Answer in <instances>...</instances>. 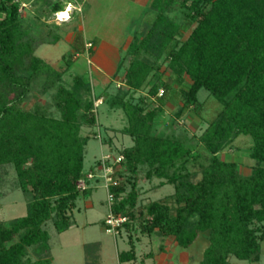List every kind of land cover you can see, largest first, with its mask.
<instances>
[{
    "label": "trees",
    "instance_id": "obj_1",
    "mask_svg": "<svg viewBox=\"0 0 264 264\" xmlns=\"http://www.w3.org/2000/svg\"><path fill=\"white\" fill-rule=\"evenodd\" d=\"M19 6L16 0H0V181L13 170L28 203L24 216L0 222V264H52L51 236L45 227L51 223L62 233L75 224L76 202L89 192L78 186L87 175L85 156L91 138L82 135L81 128L93 127L97 116L93 87L84 76L76 77L70 88L57 86L53 100L58 117L45 104L24 106L35 89L44 94L59 83L62 71L35 51L42 43L55 44L61 34L49 32L50 39L45 35L43 42L42 32L32 27H39L42 17L51 13H36L35 21L27 20ZM176 9L183 11L190 30L185 38L182 24L170 17ZM150 10L152 18L126 50L124 58L130 61L124 84L140 90L165 55L169 63L161 75L170 70L179 85L184 77L190 80L181 88V114L190 105H201L200 90L220 108L199 136L210 156L201 178L195 180L188 165L203 155L174 136L153 133L156 109L121 103L128 118L124 133L133 143L122 149L118 161L129 177L123 180L121 171L112 173L116 184L108 186L109 212L125 218L117 230L128 233L130 244L129 250L119 253V261H136L133 235L139 232L162 240L172 237L182 249L208 233L200 264H231L232 258L258 262L264 241V0H152ZM73 45L79 53L94 52L93 43L84 48L80 34ZM171 89L172 84L157 79L149 94L162 103ZM240 135L253 141L254 165L248 176L240 174L236 162L220 156ZM144 165L148 168L144 179L173 185V205L168 200L139 204V169ZM90 172L97 174L94 167ZM165 247L160 245V250ZM84 256L85 264H102L101 242L85 244Z\"/></svg>",
    "mask_w": 264,
    "mask_h": 264
},
{
    "label": "rangeland",
    "instance_id": "obj_2",
    "mask_svg": "<svg viewBox=\"0 0 264 264\" xmlns=\"http://www.w3.org/2000/svg\"><path fill=\"white\" fill-rule=\"evenodd\" d=\"M110 0H100L97 10L102 15L108 13L106 8ZM137 6L133 3L128 4V13L116 8L115 16L104 19L103 29L105 31L113 30L117 38L130 36L137 28L142 30V25L145 21L152 18L153 14L137 12ZM70 13V12H69ZM153 13V12H152ZM24 19H35L33 13H21ZM32 17V18H29ZM128 23L123 22L127 21ZM170 17L174 18L182 24L181 31L185 38L189 33L188 24L184 23L183 11L176 9L170 12ZM70 19L67 15L63 20L54 15L51 19L40 20L42 24L37 31L44 37L50 36L49 32H57L58 34L68 35L71 25H64L62 21ZM35 21V20H33ZM73 23V22H72ZM113 23V24H112ZM60 24V25H59ZM62 24V25H61ZM59 27V28H58ZM56 28V29H55ZM103 30L102 28H100ZM35 30V29H34ZM100 30V31H101ZM68 35L66 38H69ZM84 45V43H83ZM87 45V46H86ZM101 41L97 43L99 47L95 59L92 58V53L84 49L82 53L73 49V44L65 41H59L56 44L42 43L40 44L35 54L47 62L51 63L57 70L62 71V77L53 88L47 93L41 94L39 88L35 89L28 101L25 102L26 108H32L36 103L45 104L50 113L58 117L59 112L54 107L53 95L56 93L57 86L62 85L70 88L73 85L74 79L78 76H84L87 81L91 82L93 87L94 110L97 116V122L93 127L82 125L81 134H90L91 138L86 147L85 156V171L86 177L78 183L81 191L88 189L89 192L81 196L73 211L75 224L68 230L58 233L48 223L46 229L49 230L51 240L52 264H85L84 245L87 243L99 241L102 244V262L103 264H118V253L123 250H129L128 233L121 230L119 233L106 231L105 220L109 215V200H108V185L111 183L109 177L112 173L121 171L122 179L129 177V173L124 167L118 165V161L122 158L121 151L124 147L133 143L130 136L124 133L128 127V118L121 103L129 102L131 104L141 105L145 111L156 109L158 116L153 122V133L166 136L171 135L179 139L181 142L190 147L194 152L201 153L203 157L197 161H191L188 165V170L195 174V180L201 178L202 168L207 164L206 157L210 154L203 148L199 141V136L207 128L208 122L211 121L220 108L219 103L205 90H200L197 95L198 102L201 104L198 107L190 105L182 114L180 109L184 104V98L181 95V88L188 87L190 80L184 77L183 84L175 83L174 75L168 70L161 75L168 67V60L163 55L157 62L159 67L151 72L147 77L143 87L140 90L127 88L124 84V72L129 65L130 58H124L126 49L121 50L120 62L122 66L116 67L117 58L113 51L105 50L101 47ZM174 43L172 42L171 48ZM88 47V43L84 48ZM74 52L72 57L69 54ZM66 54L65 58H62ZM67 58L70 60L68 63ZM100 64V65H98ZM116 69L112 76H105L98 71H103L102 67ZM101 67V68H100ZM163 80L172 84V89L167 93L162 103L152 100L149 90L154 85L156 80ZM162 88L159 90V95H162ZM120 101V104H118ZM253 141L249 136H238L228 147L222 150L220 156L227 162H236L239 167V172L243 176H248L254 165L253 159L250 157L252 152ZM96 168L97 174L92 178L89 177L90 168ZM147 166H140L138 188L140 192L139 204L144 206L155 201H167L170 205V197L174 194V187L170 184H162V180L152 178L151 180L144 179L147 171ZM96 183L94 188L90 185ZM129 188V187H128ZM28 196L16 185V176L13 170H9L7 176L0 181V222L8 224L10 220L24 216L27 212ZM134 243L137 251V260L130 264L145 263L151 254L158 255L160 245L175 247L172 237L162 240L156 235H143L139 232L134 235ZM208 245V233H203L188 249L177 247L178 252H185L183 260L189 259L186 264H200L203 251ZM31 254L32 251L30 250ZM177 259V260H176ZM141 260V262H140ZM174 263L180 264V257H174ZM231 264H264V241L261 243V259L258 262H248L231 259Z\"/></svg>",
    "mask_w": 264,
    "mask_h": 264
},
{
    "label": "crops",
    "instance_id": "obj_3",
    "mask_svg": "<svg viewBox=\"0 0 264 264\" xmlns=\"http://www.w3.org/2000/svg\"><path fill=\"white\" fill-rule=\"evenodd\" d=\"M19 3V12L20 13H33L36 16V13H51V16H49V19H51L54 15H57V13H64L67 11L68 8H72V11H70V19H65L62 21L64 25H71L70 33L68 34L70 37L66 38L64 35L61 34V38L57 41H65L69 43L70 45L73 44L74 38L77 34H80L83 40L84 45L86 43H93L94 45V52L92 53V58L95 59L98 46L97 43L101 41V47L105 48V50L113 51L116 54L117 62L116 67L118 68V65H120V54L121 50L128 48L129 44L133 40L134 35L137 32H140L141 29L137 28L133 33L128 37L123 38H117L116 40V34L113 30L111 31H105L103 29L104 19H108L109 17L115 16V10L116 8L119 9V13H121L120 10H124L125 14L128 13V4L133 3L135 4L137 8V12H140V10L144 13L152 15L150 10V4L152 0H110L108 2L106 11L108 13H102L99 12V2L100 0H16ZM58 8L59 10H53V8ZM127 17H125L126 19ZM44 17H42V20ZM127 20V19H126ZM149 21V20H148ZM148 21H145L143 23V27L145 23ZM73 22V23H72ZM128 23L127 21H123ZM103 23V24H102ZM113 24V23H112ZM60 25V24H59ZM102 28L103 30H101ZM101 30V31H100ZM56 42V43H57ZM55 43V44H56ZM127 50V49H126ZM96 60V59H95ZM100 65V64H98ZM103 71L97 70V75H100L99 73L105 75V76H112V73L117 70L116 69H107L105 65L101 66ZM100 67V68H101ZM97 184L94 183L91 185V188H94ZM107 231V229H106ZM109 232V231H107ZM126 251V250H123ZM161 251V250H160ZM121 253V252H119ZM119 253H118V264H121L119 261ZM186 253L184 252H178L177 246L171 247L167 245L165 247V250L161 251L158 255H150L147 259H145L144 264H176L174 263L173 259L174 257H180V264H186L188 262V258L183 260V256ZM137 260V259H136ZM177 260V259H176ZM101 262H102V244H101ZM141 262V260H140ZM131 263V262H130ZM103 264V262H102Z\"/></svg>",
    "mask_w": 264,
    "mask_h": 264
},
{
    "label": "built area",
    "instance_id": "obj_4",
    "mask_svg": "<svg viewBox=\"0 0 264 264\" xmlns=\"http://www.w3.org/2000/svg\"><path fill=\"white\" fill-rule=\"evenodd\" d=\"M59 14L58 13L56 16L59 18ZM87 46V45H86ZM91 46V43H88V47L86 48H90ZM89 177L92 178L93 177V174H89ZM109 180H110V184L109 185H115L116 182H113L112 181V178L111 176L109 177ZM108 185V186H109ZM108 200L109 202L112 201V195L108 192ZM125 221V218L123 217H120V216H114L113 214L109 213V215L107 216L106 218V229L107 231L109 232H112V233H117L118 232V227Z\"/></svg>",
    "mask_w": 264,
    "mask_h": 264
},
{
    "label": "bare ground",
    "instance_id": "obj_5",
    "mask_svg": "<svg viewBox=\"0 0 264 264\" xmlns=\"http://www.w3.org/2000/svg\"><path fill=\"white\" fill-rule=\"evenodd\" d=\"M70 11H72V8L71 7L68 8L67 11H65L64 13H67V15H70V13H69ZM64 13L59 14V19H62L63 20L65 18V16L62 15Z\"/></svg>",
    "mask_w": 264,
    "mask_h": 264
},
{
    "label": "snow or ice",
    "instance_id": "obj_6",
    "mask_svg": "<svg viewBox=\"0 0 264 264\" xmlns=\"http://www.w3.org/2000/svg\"><path fill=\"white\" fill-rule=\"evenodd\" d=\"M62 15L66 17V16H67V13H64V14H62Z\"/></svg>",
    "mask_w": 264,
    "mask_h": 264
}]
</instances>
